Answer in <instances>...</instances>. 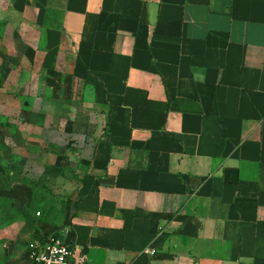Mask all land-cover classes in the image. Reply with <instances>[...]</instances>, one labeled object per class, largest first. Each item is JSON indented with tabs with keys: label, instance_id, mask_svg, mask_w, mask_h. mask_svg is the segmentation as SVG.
<instances>
[{
	"label": "crops",
	"instance_id": "crops-1",
	"mask_svg": "<svg viewBox=\"0 0 264 264\" xmlns=\"http://www.w3.org/2000/svg\"><path fill=\"white\" fill-rule=\"evenodd\" d=\"M6 153L86 264H264V0H0Z\"/></svg>",
	"mask_w": 264,
	"mask_h": 264
},
{
	"label": "rangeland",
	"instance_id": "rangeland-1",
	"mask_svg": "<svg viewBox=\"0 0 264 264\" xmlns=\"http://www.w3.org/2000/svg\"><path fill=\"white\" fill-rule=\"evenodd\" d=\"M16 160L6 153L0 162V264H28L27 243L58 237L69 215L70 202L55 183L67 174L66 159L36 173Z\"/></svg>",
	"mask_w": 264,
	"mask_h": 264
},
{
	"label": "built area",
	"instance_id": "built-area-1",
	"mask_svg": "<svg viewBox=\"0 0 264 264\" xmlns=\"http://www.w3.org/2000/svg\"><path fill=\"white\" fill-rule=\"evenodd\" d=\"M144 253L152 254L144 248ZM28 264H86V253L56 236L39 238L27 243Z\"/></svg>",
	"mask_w": 264,
	"mask_h": 264
}]
</instances>
